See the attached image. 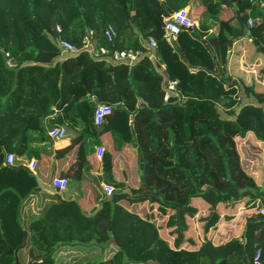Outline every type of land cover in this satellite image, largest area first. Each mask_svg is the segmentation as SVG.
<instances>
[{
    "label": "trees",
    "instance_id": "1",
    "mask_svg": "<svg viewBox=\"0 0 264 264\" xmlns=\"http://www.w3.org/2000/svg\"><path fill=\"white\" fill-rule=\"evenodd\" d=\"M181 8L199 26L183 28L171 45L165 19ZM110 26L112 41L104 35ZM88 30L108 54L59 46L67 40L82 48ZM245 38L252 48L247 64L258 65L254 76L263 79L264 11L249 0H0V264H254L258 250L264 263V183L243 156L249 135L264 142V92L245 84L247 73L232 78L239 64L228 68L229 47ZM125 49L145 55L133 64L113 58ZM98 103L113 108L102 125L94 122ZM51 127H64L69 140L54 157L99 166L113 185L107 195L79 169L70 183L97 200L93 208L66 198L45 168L57 198L36 213L26 209L58 142ZM32 157L28 172L22 166ZM198 197L209 211L204 233L218 223L219 206L241 204L242 211L225 214L216 236L184 246L185 216L195 215ZM129 202L174 213L177 245Z\"/></svg>",
    "mask_w": 264,
    "mask_h": 264
},
{
    "label": "crops",
    "instance_id": "2",
    "mask_svg": "<svg viewBox=\"0 0 264 264\" xmlns=\"http://www.w3.org/2000/svg\"><path fill=\"white\" fill-rule=\"evenodd\" d=\"M188 8V7H187ZM194 22L197 24L196 27L199 26V21L198 20H194ZM250 38H245L243 40L244 45H242V41H235L231 44V46L229 47V65L228 68L232 69L233 65H240V68L238 70H236L235 72H232L233 74V79L237 80L238 77H241L244 73L249 74L248 76H246V80H245V84H252L253 86H255V89L259 92H264V78L263 79H259L258 77H255L254 75H256V66L258 65H248V58H250V56H252V48L250 45ZM238 57L240 58V61H237L234 59V57ZM245 66L248 67L245 68ZM245 69V70H244ZM253 75V76H251ZM245 100H247L248 102H253V103H257V101L253 98V97H246L244 98ZM45 126L48 127L49 122L45 121ZM55 127H51L48 128V135H49V131L52 130ZM243 141H245L246 144V151L243 153V156L247 158L248 162H249V168L252 169V174L254 175V177L259 181L264 183V167L261 165V161H260V157L262 154H264V151L261 150V148H263V143L262 141H258L256 139H254V137L252 135H249L248 139H243ZM99 147H103V144H100L98 147L95 148L94 153L97 155V149ZM50 152H51V156L49 157L48 160L45 161V163L43 165L40 166V170L43 173L42 176V183H41V188L36 191L33 195H31L30 199H28V205H27V210L32 209V211H30L31 213H36L39 211L40 208H42L45 204L49 203L52 200H55L57 197L53 191V187L51 186V182L50 181V175L48 174V172L45 170V168L50 169V171H53L52 174V178L54 177H63L66 178L69 183L66 187V191H65V197L66 198H76L79 199L81 205L85 208H93L96 203L97 200L93 199V198H83V193H82V186L79 183L73 182L70 183V180L75 178V176L77 175L79 171V169L82 168L81 172L83 171L86 172L88 171L89 175L93 176V180H94V185L97 189H99V191H104V184H110L108 181L104 180V174L101 173V168L99 166H89L88 164H86L84 167H81L80 164V159L78 157H75L71 162H68V160L66 159H57L56 157H54V148L51 145L50 147ZM35 157L30 158L33 159ZM100 159H98L99 161ZM99 183H97V182ZM113 186V185H112ZM105 194H107L105 192ZM108 195V194H107ZM197 212L195 213V215H189L186 214L185 216V230L184 233L182 235V237L180 238V242L184 245V246H193V247H197L200 245V243L203 241V239L205 237H209L212 238L214 235H217V230H219V232L222 230V227L224 226V224L222 223V221L219 219L218 223L215 225V227L211 228L209 230L208 233H205L204 236H202L201 234L202 232V225H201V218L200 216L202 215L203 212L208 211L207 209H203V206L201 204L199 205H195ZM243 205H239L237 208H239L238 210H236L237 208L231 210V209H225L226 215L228 214H233L235 215V217H238L241 213V209H242ZM194 207V206H193ZM221 208V206H219L217 208V211ZM230 210V211H229ZM229 211V212H228ZM138 212V211H137ZM240 212V213H239ZM251 213V210H248L247 213ZM139 213V212H138ZM219 213V212H218ZM140 214V213H139ZM142 216V214H140ZM225 215H223L224 218ZM187 218L191 219V222L193 223V233H192V229L189 230V226L187 223ZM244 222V220H243ZM243 222H242V226H243ZM229 225H232V222H230ZM242 226H241V230H242ZM227 227V226H226ZM188 229V230H187ZM185 240L184 242H182V240Z\"/></svg>",
    "mask_w": 264,
    "mask_h": 264
},
{
    "label": "built area",
    "instance_id": "3",
    "mask_svg": "<svg viewBox=\"0 0 264 264\" xmlns=\"http://www.w3.org/2000/svg\"><path fill=\"white\" fill-rule=\"evenodd\" d=\"M251 3H255L257 8L261 11H264V0H249ZM197 24L191 20L188 14L187 8H181L175 12H173L169 17L165 19V39L167 42H169L171 45L177 40V37L179 33L182 31L183 28H189L193 29V27H196ZM248 26H253V20L249 19ZM104 35L108 41H112L116 35V30L110 26L108 27ZM59 46L63 51H69V52H78L79 50L83 49L88 51L89 53L100 56L102 54H108L109 50L102 45H98L94 38H93V30H88L87 34L83 38V46L82 48H78L76 45L72 44L71 42L67 40H59ZM149 51L147 55L150 58H154V51L157 47L156 42L154 40H150L149 42ZM144 52L140 50H133V49H125V50H114L113 51V58L117 61H125L129 64H133L136 62L139 58L144 56ZM9 66H13L11 61H8ZM175 81H170L168 83V90H174L175 89ZM113 108L111 105L98 103L96 106V109L94 111V122L96 125H102L106 118L112 113ZM49 136L54 140H57L58 142H54L53 148H61L65 147L69 144V140L66 138L65 135V128L64 127H55L52 130L49 131ZM104 148L99 147L97 149V158L101 160L103 156ZM6 163L8 165H13L14 163V154L9 153L6 156ZM36 165V159L33 158L30 160L28 164V168L33 171L34 167ZM52 183L54 186L58 187L61 190L66 189L68 185V180L63 177H54L52 179ZM105 192L108 195H111L114 191V187L110 184H104L103 185ZM260 213L264 216V207L260 209ZM254 264H264L261 260V252L260 250L257 251L255 258H254Z\"/></svg>",
    "mask_w": 264,
    "mask_h": 264
},
{
    "label": "rangeland",
    "instance_id": "4",
    "mask_svg": "<svg viewBox=\"0 0 264 264\" xmlns=\"http://www.w3.org/2000/svg\"><path fill=\"white\" fill-rule=\"evenodd\" d=\"M245 68L248 69L247 66H245ZM245 70V69H244ZM262 151H264V146H263V149ZM261 157L263 158L262 161H264V154L261 155ZM131 182V180H130ZM133 183V181L131 182ZM193 206L195 205H199L201 204L203 206V209L205 210V206L206 203L205 201L198 197V198H195L192 202ZM127 206L131 209V210H134V211H138L140 214H142V216L144 217H147V218H151L153 220H155L157 223H158V227L160 229V232L162 234L163 237H165L167 240H169V242L174 246L175 244L177 245V242H175V240L177 238L180 237V234H179V230L177 229V225L176 224H172L170 223V217L174 214L170 211H162L158 205L156 204H152L150 202H146L144 204H141V205H134L132 203H127ZM237 208V207H236ZM225 209H229L228 207H221L217 212H219V214L221 215L220 216V220L222 221V223H224L225 219L223 218V215L226 214L225 212ZM239 208H237L236 210H238ZM233 210V209H231ZM230 211V210H229ZM228 211V212H229ZM207 214H209V211H206V212H203L202 215L200 216L201 218V225H202V232H203V229H204V225L206 224V222L209 220V217H207ZM192 216V215H191ZM187 223H188V228L189 230L192 229V233L194 231V225L193 223L191 222V219L187 218ZM236 228V227H235ZM188 230V229H187ZM204 232L201 234L202 236H204ZM205 237V236H204ZM181 238V237H180ZM185 240L183 239L182 242H184ZM64 252H67L66 249Z\"/></svg>",
    "mask_w": 264,
    "mask_h": 264
},
{
    "label": "water",
    "instance_id": "5",
    "mask_svg": "<svg viewBox=\"0 0 264 264\" xmlns=\"http://www.w3.org/2000/svg\"><path fill=\"white\" fill-rule=\"evenodd\" d=\"M22 167L25 168L28 172H31V170L28 168V166L23 165Z\"/></svg>",
    "mask_w": 264,
    "mask_h": 264
}]
</instances>
